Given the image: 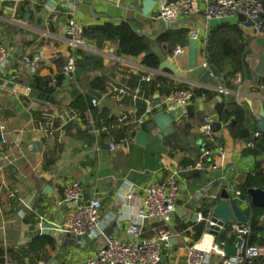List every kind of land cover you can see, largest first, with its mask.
I'll use <instances>...</instances> for the list:
<instances>
[{"label": "crops", "instance_id": "obj_1", "mask_svg": "<svg viewBox=\"0 0 264 264\" xmlns=\"http://www.w3.org/2000/svg\"><path fill=\"white\" fill-rule=\"evenodd\" d=\"M163 1L172 0H120L119 2L84 0L77 8L76 21L83 30L106 23L112 25L129 23L138 35L149 41L150 54L159 58L160 63L169 60L180 72V76H175L169 69L160 70L158 67L157 70H152L143 66L142 56L137 57L136 61H132V57H119L116 53V44L112 42L103 41L97 46L95 42L86 40L94 44L92 47L87 45L83 51L86 55H91L89 61L92 72L82 74L80 77L75 75L67 84L63 75L68 54L65 45V10L56 5L55 0H0V43L13 49L14 52L7 59L5 66L0 67V77L15 84L13 90L4 89L5 94H0V126L3 125L6 132V145L0 143V249L4 252L0 256V264H30L35 258L37 260L34 264H83L88 257L94 255L99 245L97 240H90L89 243L76 242L66 235L57 233H54L53 237L38 236L27 241L24 246L20 244L22 225H38L40 219L46 220L51 226L63 222L68 211L67 205L62 203L65 183L78 181L82 185L86 200L98 198L101 202V217L113 218L107 226L106 234L130 242L132 238L127 229L142 209V188L154 182L164 181L167 175L162 169L161 160L166 158L169 168L172 167V163H177L179 169L199 162L202 153V143L198 139V135H201V125L192 122L193 128L186 134L187 130L183 128L181 119L192 115L199 124L203 123L204 118L219 123L217 105L222 102L219 96L211 101L198 98L194 103L189 104L194 106V112L183 113L172 125L174 133L168 137L158 139L149 136L145 141L140 142L139 139L130 137V133L138 132L139 121L144 122L150 118L145 116L146 101L154 104L156 99L162 102L166 97L157 92L150 97L139 95L141 89L149 87L155 76L167 78L175 84H186L212 91L217 86L224 87L229 91V95L233 96L235 103L253 117L255 128L254 118L259 114L261 106L264 110L262 88L252 80H243L241 77L242 83L236 89L233 78L240 74L231 76V67L216 77L217 79H213V84L210 86L201 84L199 78L207 72L203 68L205 60L202 51L212 28L223 22L238 24L245 39L252 44H258L256 42L260 40L264 42V31L256 35L252 26L239 23L237 18L206 22L202 14L206 0H197L199 10L197 14L179 16L174 22L167 24L157 19V9ZM167 31L187 33L185 44L176 48L188 47L189 34L197 33L196 70H189L187 51L178 57L168 56V46L157 44V39ZM261 55H264V49L255 51L250 57L249 64L253 72ZM24 56L35 62L32 69L28 70L22 65L21 60ZM82 67L77 66V68ZM224 74L229 75L225 77ZM59 76L63 79L54 89L53 94L44 93L37 87L36 98L24 96L31 85L37 86L35 79L50 81V78L57 80ZM96 78L105 82V92L92 88ZM147 78L150 79L149 82L146 81ZM122 88L126 92L124 95L119 93ZM255 89H260V93ZM92 100L97 101V106H92ZM227 110L233 111L230 107ZM99 111L107 117L117 119L118 124H122L119 119L123 118L127 124L135 125V128L128 132V138L116 142L123 144L116 153H110L109 149L103 148L104 145L108 146L114 141V138L101 146L96 142L89 144L88 141L80 138L79 133L86 130L82 120L68 124L61 132L58 131L59 124L55 140L53 136L47 135L45 128L36 123L34 118V114L48 113L50 118H56L68 112H74L80 117V114L88 112L95 126L98 122L103 124L101 130L103 132L107 124L95 117V112ZM25 113H28L27 120L22 118ZM199 113L203 114L202 120L198 118ZM231 121H234L233 117L230 118L228 125ZM214 135L218 139V145L224 148L226 154L224 167L219 172L209 175L194 172L181 174L180 194L173 215L174 230L181 225L192 226L200 223L197 221V216H202L201 209L205 205L210 208L208 215L202 217L209 218L214 207L211 202L212 197L226 190L248 219L255 217L260 221L254 226L261 228L256 234L254 245H264V209L251 207L249 198L241 199L234 196V191H239L236 189L237 184L246 175L254 172L257 161L262 163L264 170V154L257 158L248 156L247 142H233L226 126L220 125L219 131ZM31 142L38 143L37 153H33ZM216 149L217 147L212 152L211 163H218ZM7 152L20 157L17 161H24L20 167L15 165L17 161L14 165H9L15 167L14 174L8 170L9 166L5 170L1 166L2 156ZM169 154L178 156L174 160L168 156ZM48 158L54 159V164L43 170L45 159ZM187 160L190 163L182 165ZM127 183L134 186V193L131 200L124 201L122 195ZM260 189L264 190V187ZM9 194L13 197H9ZM10 202L15 205L11 206ZM31 213L34 214V222L27 224L23 218L29 217ZM193 215H196L194 223L191 221ZM245 225L250 227L249 224ZM159 226V222H142V236L151 238L154 229ZM254 227H250L251 234ZM225 229L227 238L222 244L225 248L232 249L237 239L227 228ZM181 232L180 234L175 232L177 236L170 241V247L163 252L164 259L160 264H186L184 249L195 242L192 241L193 233L190 227ZM186 233H190L189 236ZM46 239L53 241V247L44 245ZM35 245L39 246V250L33 255L29 247ZM209 264L221 263L219 259L212 258Z\"/></svg>", "mask_w": 264, "mask_h": 264}, {"label": "built area", "instance_id": "obj_2", "mask_svg": "<svg viewBox=\"0 0 264 264\" xmlns=\"http://www.w3.org/2000/svg\"><path fill=\"white\" fill-rule=\"evenodd\" d=\"M56 5L63 8L66 16L65 25V45L68 50L66 63L63 68V75L72 81L79 61L78 52L87 48V41L83 35V27L76 21V11L84 0H55ZM119 2L120 0H116ZM197 0H172L163 1L157 9V19L170 24L178 19L179 16H193L198 12ZM203 18L206 22L220 21L225 19L237 18L239 15L252 23V29L256 35L264 31V0H206L203 9ZM189 38L197 42V33L191 32ZM205 47V44H204ZM203 47V48H204ZM188 51V47L176 48L172 54L173 57L183 55ZM13 49L0 43V67H4L7 59L13 54ZM205 60L203 68L207 70L210 78L217 79L210 71L207 62V56L202 54ZM21 63L26 69L34 67L35 62L28 56H24ZM150 81L149 78L146 79ZM233 83L238 89L242 83L240 75L233 78ZM48 86L51 89L57 88V81L50 78ZM218 94L228 95L229 91L222 86L213 89ZM28 89L24 96L28 97ZM124 95L125 89L119 90ZM193 94L191 89H174L161 102L163 110L166 112L175 109H184L191 104ZM92 106H97V101L92 100ZM154 112V106L151 101H146L145 116L151 117ZM60 122L58 131H62L68 124L77 120H82L85 128L91 135H96L94 121L88 112L78 116L74 112L60 114L56 117ZM120 123L124 119H119ZM143 121H139V126ZM213 121L210 118H204L200 126L201 136L212 138L214 135L212 129ZM48 136H53V129H45ZM5 127L0 126V143L6 145ZM259 133H255V139L260 138ZM122 142L111 141L108 144L110 153H116L122 148ZM246 148L254 149V143L249 141ZM218 163L205 165L201 161L195 165L179 169L177 163H172L169 168L166 158L161 160L162 169L167 172L164 181L154 182L142 188V209L136 215L135 220L129 225L127 232L132 238L130 242L121 241L106 234L108 224L113 220L111 217L103 219L101 217V202L98 198L90 200L85 199L82 185L78 181H69L64 184L62 191V203L67 205L68 211L62 223L51 226L46 220L40 219L38 226L50 225L54 233L59 235H70L77 239L87 236L89 240L95 241L101 239L94 255L88 257L83 264H160L163 252L170 247V241L177 236L174 231L173 215L177 209V201L180 194L181 174L184 173H202L213 174L219 172L224 167L226 154L221 145L215 150ZM1 166L5 168L20 159L9 152L3 154ZM134 186L127 183L122 200L132 199ZM235 198L240 197L239 191H234ZM9 197H13L9 194ZM23 217V215H21ZM148 219H156L160 226L154 229L151 238L142 236V222ZM198 222H205L206 229L203 236L195 243L185 247L186 264H209L212 258L219 259L221 264H264V245H249L248 237L251 229L245 224H231L227 227L229 233L237 239L235 244V255L229 256L225 247L218 242L214 236L208 234L211 224L201 215L197 216ZM224 228H220L223 231ZM42 264V263H40Z\"/></svg>", "mask_w": 264, "mask_h": 264}, {"label": "trees", "instance_id": "obj_3", "mask_svg": "<svg viewBox=\"0 0 264 264\" xmlns=\"http://www.w3.org/2000/svg\"><path fill=\"white\" fill-rule=\"evenodd\" d=\"M1 14V12H0ZM83 35L86 40L93 41L97 46L103 41H108L116 44V53L119 57H140L142 56V65L150 68L152 70H157L160 65V60L153 54L145 55L149 51V41L138 35L127 22H121L117 25L103 24L100 26H93L84 29ZM187 39V33L185 31H167L162 34L157 39V44H165L168 46L167 55L171 56L173 50L181 44H185ZM258 44H252L250 41L246 40L238 24H231L228 22H223L212 28L206 38V44L202 51V54L207 56V62L210 66V71L215 77H219L222 73L226 71L228 67H231V76L235 74H240L243 80L253 81L257 86L262 88L264 94V76L256 79L253 77V70L249 64L250 57L256 51L264 49V42L260 40L256 42ZM80 61H78L77 66L82 67L87 61L86 53L83 51L78 52ZM228 77L229 74H224ZM63 77H57V85L61 84ZM37 87L44 93L53 94L54 90L48 86L49 79H35ZM92 88L99 91L105 92L106 85L102 79L96 78L92 83ZM191 89L193 98L191 103H194L198 98H204L205 101L214 100L217 96L221 97L222 102L217 105L218 121L221 126H226L229 130V135L233 142H249L254 143V149L247 150L248 156H253L257 158L264 154V137L261 135L260 138L255 139L253 137L255 128L253 126V117L249 116L243 107H239L231 95L218 94L215 91L204 89L200 87H190L186 84H175L173 81L161 77L155 76L151 81L150 85L146 89H141L139 95L142 97H150L153 93L157 92L160 95H168L174 89ZM232 108V112H228V108ZM224 110V111H223ZM155 112V111H154ZM98 120L104 121L107 127L102 132L103 124H96L95 129L96 135H91L88 129L79 133V137L85 139L89 144L96 142L101 146L105 142H109L111 138H114V142H119L125 138H128V132L135 128L134 124H127L126 122L118 124V120L115 118L107 117L103 112H95ZM47 114H34L36 123L42 125L45 129H53V137L56 140V130L59 127V120L57 118H50ZM82 116V114H80ZM234 118V124L229 126L230 118ZM183 128H185L186 134L193 128L192 122L200 126L196 119L192 115H187L183 117ZM118 125V128H116ZM116 128V129H115ZM198 139L201 140L202 153L199 157V161L203 163L212 162V152L218 146V139L213 135L212 138H205L198 135ZM171 147V146H170ZM4 150H6L4 148ZM204 155H207L206 157ZM24 161H17L15 165L17 167L22 166ZM187 160L183 162L184 164H189ZM54 159H45L43 170H47L49 167L53 166ZM264 187V170L262 168V163L260 161L256 162L255 170L253 173L246 175L236 186V189L240 192L241 199H248L247 190L257 189ZM11 206L15 203L10 202ZM209 206L205 205L201 209L202 216L205 218L209 212ZM34 214L31 213L29 217H24L23 221L27 224L34 222ZM188 227L192 229V241L196 242L199 240L203 234L206 223L200 222L190 226L181 225L175 228L176 233H182L181 231L186 230ZM261 231L260 227L252 228V234L248 237V244L254 245L256 234ZM190 233H186L189 236ZM227 230H223L218 239L220 243H224L227 238ZM233 238V237H230ZM44 245L53 247L54 243L52 240L46 239ZM29 250L33 255H36L39 250V246H30ZM10 251H8L9 253ZM3 251L0 249V256L3 255ZM18 260L20 257L18 256ZM37 258L32 259L30 264H34Z\"/></svg>", "mask_w": 264, "mask_h": 264}, {"label": "water", "instance_id": "obj_4", "mask_svg": "<svg viewBox=\"0 0 264 264\" xmlns=\"http://www.w3.org/2000/svg\"><path fill=\"white\" fill-rule=\"evenodd\" d=\"M237 21L239 23H247L248 25L252 26V23L247 21L245 17L239 15L237 17ZM89 47H92L94 44L93 42H87ZM150 51L146 53L149 55ZM196 54H197V42L193 39H189L188 41V63H189V70H196ZM87 61L85 62L84 67L77 68L75 71L76 77H80L82 74H88L92 72V67L90 64V54H87ZM132 61H136L135 57L131 58ZM159 69H169L175 76H180V72L175 69L169 60H164L160 63ZM264 76V55L260 56L259 62L257 67L254 71V78L258 79ZM199 82L203 85H212L213 80L210 78L208 72L203 73V75L199 78ZM65 83H69L68 77H65ZM15 84L12 82L5 81L4 78L0 77V94H5V90H13ZM257 93H260V89H255ZM38 96L37 86L35 84L30 86L29 98H36ZM153 106L155 107V113L147 120L142 122L139 125L138 132L130 133V137L135 139H139L140 141H145L149 136L157 137L158 139H163L168 137L174 133L172 129V125L182 116L183 113L189 114L194 112L193 105H187L184 109L178 108L173 111L166 112L163 110L161 106L160 99H156ZM24 119H28V113L23 115ZM198 118L200 120L203 119V114L199 113ZM234 121H231L229 126L233 125ZM254 124L257 133L264 137V110L261 106L259 114L254 118ZM212 129L214 133H217L220 129V124L217 122L212 123ZM30 146L32 147L33 153L38 152V143L31 142ZM105 150L108 149L107 145L103 147ZM172 159H176L178 155H168ZM8 170L11 174L16 172L14 166H9ZM247 196L250 199V205L256 209H264V190L257 188V189H249L247 190ZM212 204L214 205L213 211L210 214L209 218H207V223L209 222L211 226L209 227L208 234L217 238V241L220 237V228H227L229 225L237 223V224H249L250 227H254L255 225L260 222L255 217L247 218L242 211L238 208L237 203L235 200L231 199L229 194L226 190L221 191L218 196L212 197ZM196 215L192 216V223H194ZM147 222H157L156 219H148L145 220L143 223ZM54 231L50 225H43L39 227L38 225H22L20 229V244L24 246V244L29 241L37 238L38 236H49L53 237ZM72 241L76 242H84L89 243L90 240L87 236H82L80 239H77L73 236L66 235ZM101 239L97 240V243H100ZM227 254L229 256L235 255L236 248H225ZM164 256L161 257V262L163 261ZM255 264V262H254Z\"/></svg>", "mask_w": 264, "mask_h": 264}]
</instances>
